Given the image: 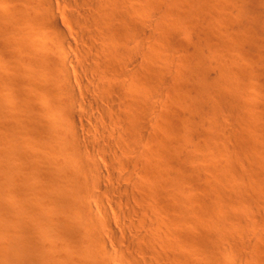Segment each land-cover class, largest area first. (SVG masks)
Masks as SVG:
<instances>
[{
	"label": "bare ground",
	"instance_id": "6f19581e",
	"mask_svg": "<svg viewBox=\"0 0 264 264\" xmlns=\"http://www.w3.org/2000/svg\"><path fill=\"white\" fill-rule=\"evenodd\" d=\"M150 1L0 0V264H264L257 17L155 0L150 28ZM240 196L258 232L224 211Z\"/></svg>",
	"mask_w": 264,
	"mask_h": 264
},
{
	"label": "rangeland",
	"instance_id": "374dc122",
	"mask_svg": "<svg viewBox=\"0 0 264 264\" xmlns=\"http://www.w3.org/2000/svg\"><path fill=\"white\" fill-rule=\"evenodd\" d=\"M165 1H163V3H162V1L160 2V1H155V0H152V1H150L149 3H148V5L146 6V17L144 18V20H145V22H146V24L148 25V27L150 26V28H152L151 27V25H153L154 23H153V21L155 22V21H157V19H159V21H161V20H163V21H161V22H165V21H167L165 18H163L164 16H165V11H166V3H164ZM160 3H162V4H160ZM233 5H232V4ZM250 3V4H249ZM248 4V5H247ZM245 5H247V6H245ZM242 7V8H241ZM256 7V8H255ZM230 8H231V11H232V15H234L233 16V19H232V25L234 26V27H237L238 25L239 26H241V25H250L251 24V22H252V18H251V16H254L255 15V17H257V18H259L258 20H257V18H256V22L254 23L253 22V24L254 25H259V26H257L258 28H256V33H255V35H254V38H255V40L257 41V43H258V46L260 47V50H257V52H256V50L254 51V50H251L252 51V53L250 52V54H249V52H248V48L250 49V46H249V43L248 42H246V41H244V40H241L238 44H237V48L236 49H240L241 51L242 50H244L243 52H245V53H247L248 52V54L249 55H247L248 56V58H249V60L251 61V62H253V69L251 70V73H252V82H253V80L254 81H256L257 80V82H255V86H256V84H257V86L256 87H258L259 89H260V91L263 93L264 92V56H262V54L264 53V0H232L231 2H230ZM233 8V9H232ZM238 9H239V11H238ZM244 10V12H245V14H241L240 13V10ZM253 9V10H252ZM253 12H252V11ZM259 10V11H258ZM249 11V12H248ZM256 11V12H255ZM239 16H238V15ZM259 15H260V17H259ZM237 16V17H236ZM252 19V20H251ZM255 21V20H254ZM187 22V21H186ZM186 22H184V23H186ZM189 22V21H188ZM239 22V23H238ZM248 22V23H247ZM167 23H168V21H167ZM167 23H165V24H167ZM241 24V25H240ZM67 25V24H66ZM65 25V26H66ZM186 25V26H185ZM185 25H183V28H181V29H176L177 31L176 32H179V34H180V36L183 38V40L185 39V43L187 44V45H189L191 48L192 47H194V45L195 44H199L200 42H201V44H203L204 45V43L200 40V38H199V35L197 36V34H198V31H196L197 29L195 28V27H193L192 25H191V22L189 23V25L188 24H185ZM187 25L190 27V26H192V27H190V28H188L187 27ZM256 27V26H255ZM184 28L186 29V30H184ZM188 28V29H187ZM195 28V29H194ZM189 31V32H188ZM200 41V42H199ZM200 44V45H201ZM203 45H201V46H203ZM248 45V46H247ZM246 46V47H245ZM204 48H205V45L203 46ZM259 47H258V49H259ZM208 48L206 47L205 48V50H207ZM253 54V55H252ZM211 70H212V74L213 75H215L216 76V67H215V64H212L211 65ZM6 87V86H5ZM258 89V90H259ZM3 91H5L4 93L5 94H7V96L9 97V98H12L11 96V93L9 92V91H11V89H10V87H6V88H3ZM262 96V100L264 101V94L263 95H261ZM264 111V110H263ZM263 114H264V112H262ZM262 114V115H263ZM264 117V115L263 116H261L260 118V122L262 123L264 120L262 119ZM263 120V121H262ZM263 125V124H262ZM263 130H264V125H263ZM244 157V156H243ZM242 157V158H243ZM242 160H246V158H243V159H241V161ZM248 161H250V160H248ZM246 162V161H245ZM244 161H242V163L245 165V169H247V167H249L250 165L248 164V166L246 165L247 163H245ZM251 162V161H250ZM249 162V163H250ZM251 164V163H250ZM240 165V163L239 164H237L236 166H237V168L240 170V174L242 175V170H243V168L242 167H244L243 165L242 166H239ZM240 168H239V167ZM238 169H236L237 171H239ZM237 173V172H236ZM236 177H240L239 175H237ZM239 179V178H238ZM228 193V192H227ZM229 194V193H228ZM242 196V195H241ZM240 196V199H239V201H241V203H239V204H237V205H235L236 203H238L237 201H238V198H236L237 199V201L235 200L232 204H230V206H232V207H234V208H230L229 206V208L227 207V209H226V207L224 208V211L225 212H227L228 211V213H229V215H231L230 216V219H231V221H233V222H235L237 225H236V228H234V229H238V228H240L239 227V225H238V223H239V219L242 217V216H245V217H247L248 216V218L250 219V213L251 212H254V213H257L258 212V208L256 207V206H254L253 204H250V202H248V198H247V200L245 199V198H243V197H241ZM239 197V196H238ZM241 198H243L244 200H242ZM236 206H239V207H237L236 208ZM239 208L241 209V210H239ZM236 209H238V211L236 210ZM251 210V211H250ZM242 212V213H241ZM251 220V224H249V225H247V227H245V230H248V231H251V232H253L255 229L257 230V231H255V232H258V230L260 229V228H263L262 227V222L260 221L261 220V218L260 217H256V219L253 221L252 219H250ZM255 223H256V225H255ZM238 227V228H237ZM118 229H121V228H119L118 227ZM239 230V229H238ZM208 232V231H207ZM211 231L209 230V233H210ZM209 233H208V235H209ZM194 234H196V236L198 235V233L196 232H194ZM210 234H212V233H210ZM200 235V234H199ZM207 235V236H208ZM210 236H213V235H209L208 236V239H209V237ZM210 238H212V237H210ZM248 246L246 247V248H244L243 250H245L246 252H249L250 251V253L252 254V253H254L255 254V251L257 250V248L259 247V252H261V253H263L264 254V244L263 243H260V244H258V245H256V246H253L252 247V245L250 244H247ZM129 248H131V246H128ZM251 247V248H250ZM255 247V248H254ZM253 248V249H252ZM128 250V249H127ZM240 250V251H239ZM252 250V251H251ZM226 252H228V257H227V259H228V262H231L232 264H235L236 263V257H237V259H238V256H239V253L241 252V249L239 248L238 249V247H232V246H227V250H226ZM236 255V256H235ZM253 255V254H252ZM254 256V255H253ZM235 258V259H234ZM205 259V257L203 256V258L202 257H199V260L201 261V264H206V260H204ZM203 260V261H202ZM203 262V263H202Z\"/></svg>",
	"mask_w": 264,
	"mask_h": 264
}]
</instances>
